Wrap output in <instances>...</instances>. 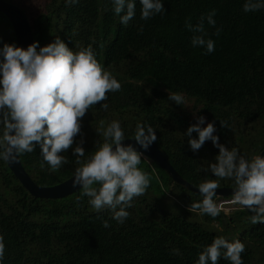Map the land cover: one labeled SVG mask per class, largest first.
Returning <instances> with one entry per match:
<instances>
[{
  "label": "trees",
  "instance_id": "trees-1",
  "mask_svg": "<svg viewBox=\"0 0 264 264\" xmlns=\"http://www.w3.org/2000/svg\"><path fill=\"white\" fill-rule=\"evenodd\" d=\"M162 2L164 13L142 20L136 0V15L127 26L114 13L112 0H78L70 6L66 0H46L43 11L29 21L41 47L57 37L73 51L90 45L98 62L122 85L120 91L107 94V111L97 104L82 119L76 143L84 139V159L95 151L96 141L103 142L96 134L101 121L105 126L120 121L125 139L134 137L137 123H144L155 129L156 143L168 153L179 174L198 186L206 178L217 179L202 168L215 162L219 149L207 141L198 152L190 150L185 133L195 123L186 104L176 105L168 100V93H181L185 102L194 101L198 116L214 123V135L221 144L237 147L247 157L261 154L264 10L245 13V0ZM213 9L216 25L209 26L205 19L204 28L206 38L215 42V51L206 54L205 48L192 46L194 33L186 28V20L195 26ZM4 43L17 46V39L10 21L0 13V47ZM220 121L228 127L223 128ZM191 138L198 134L194 132ZM62 155L69 163L56 172L47 164L41 168L38 146L20 158L39 186L50 187L74 176L78 167L71 149ZM139 167L151 175V183L144 195L133 199V206L126 209L129 217L120 224L111 218L110 210L96 212L88 197L78 200L80 191L58 200L34 198L0 160L2 264H196L203 246L215 236L243 242L244 264H264V224H251V212L240 206L215 219L190 212L189 205L201 201V195L177 185L151 160L142 157ZM219 183L220 188H233L231 180ZM167 201L200 221L168 209L163 205ZM104 220L110 227L102 226ZM218 264L229 261L221 258Z\"/></svg>",
  "mask_w": 264,
  "mask_h": 264
},
{
  "label": "clouds",
  "instance_id": "clouds-1",
  "mask_svg": "<svg viewBox=\"0 0 264 264\" xmlns=\"http://www.w3.org/2000/svg\"><path fill=\"white\" fill-rule=\"evenodd\" d=\"M77 2L66 0V5ZM139 3L142 20L165 12L162 0H139ZM112 4L120 22L127 26L136 15V0H112ZM242 7L245 13L264 10V0H245ZM215 15L213 9L195 26L186 20V28L194 33L192 46L205 48L206 54L215 51V42L206 38L204 20L215 27ZM219 31L215 34L219 35ZM121 89V83L98 62L90 45L73 51L59 37L43 47L38 41L33 42L26 49L4 43L0 47V160L16 164L18 157L36 151L38 146L41 168L47 164L51 172H56L69 163L62 153L71 149L78 165L72 181V187L80 189L77 199L88 197V204L96 212L108 209L111 218L123 224L130 215L126 209L133 206V199L144 195L150 186L151 175L139 166L144 153L157 141L155 129L144 123L136 124L133 140L142 151L132 144L125 146L124 130L118 120L107 126L100 122L96 134L103 137V142H95V151L87 159H84V139L76 143L88 110L99 104L107 111V94ZM168 100L178 106L185 103L181 93H168ZM195 118L197 122L185 133L190 150L198 152L211 141L219 153L215 162L202 168L217 179L206 178L197 186L203 199L191 203L188 211L215 219L225 211L226 204L239 205L252 213L251 224H264V157L261 154L247 157L237 147L221 144L219 136L214 135L217 131L214 123L201 127L206 123L205 117ZM220 124L228 127L226 121ZM194 132L198 138H191ZM225 179L233 181L229 200L217 197L219 181ZM102 226L110 227L107 220ZM244 251L245 244L239 239L230 242L224 236H215L209 245L203 246L196 264H218L221 258L229 264H244L241 256ZM174 253L179 254L178 250ZM4 254V236L0 235V264Z\"/></svg>",
  "mask_w": 264,
  "mask_h": 264
},
{
  "label": "water",
  "instance_id": "water-1",
  "mask_svg": "<svg viewBox=\"0 0 264 264\" xmlns=\"http://www.w3.org/2000/svg\"><path fill=\"white\" fill-rule=\"evenodd\" d=\"M0 13L4 14L11 23L17 39V47L26 49L30 44L35 42L31 22L22 8L5 0H0ZM124 144L125 146L132 144L137 147L138 150L142 151V149H139L138 145H136L133 138L125 139ZM261 156L264 157V150L261 153ZM143 158L151 160L157 164L177 185L186 188L192 193L200 195L197 186L192 185L179 174L172 165L168 153L156 142L150 146L147 152L144 153ZM18 161L19 162L16 164L7 165L14 176L34 198L58 200L69 197L80 191L79 187H72L74 176L55 186H39L25 170L20 157H18ZM232 194L233 188L221 187L217 189V197L228 198L231 197Z\"/></svg>",
  "mask_w": 264,
  "mask_h": 264
},
{
  "label": "rangeland",
  "instance_id": "rangeland-1",
  "mask_svg": "<svg viewBox=\"0 0 264 264\" xmlns=\"http://www.w3.org/2000/svg\"><path fill=\"white\" fill-rule=\"evenodd\" d=\"M46 0H14L13 3L20 6L22 9L25 10V12L27 13L29 19L31 22H33L34 18L43 11L44 8V3ZM184 104H186V107L188 109V111L191 113V117L192 120L194 121V123H196V116H198V111H196L194 109L195 103L194 101L190 100V101H186ZM198 109V108H197ZM207 120L206 123L204 125H202L201 127H206L207 126ZM165 207H167L168 209H172L176 212H178L179 214H181L183 217H186L189 220L192 221H200L199 218H195L192 216H187L186 213H183V211H181L179 209V207L176 204L170 205V201H167L163 204ZM214 227H217V224H213ZM208 229H211V226H206Z\"/></svg>",
  "mask_w": 264,
  "mask_h": 264
},
{
  "label": "built area",
  "instance_id": "built-area-1",
  "mask_svg": "<svg viewBox=\"0 0 264 264\" xmlns=\"http://www.w3.org/2000/svg\"><path fill=\"white\" fill-rule=\"evenodd\" d=\"M220 199L229 200L230 197H228V198H220ZM217 202H219V199L217 200ZM239 208H240L239 205H229V204H226L225 205V211H222V212H224L226 214H230L231 212H233L234 210H237Z\"/></svg>",
  "mask_w": 264,
  "mask_h": 264
}]
</instances>
